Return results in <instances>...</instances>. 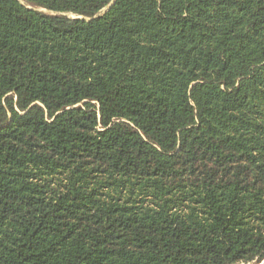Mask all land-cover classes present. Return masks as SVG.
<instances>
[{
	"label": "trees",
	"instance_id": "16d2710c",
	"mask_svg": "<svg viewBox=\"0 0 264 264\" xmlns=\"http://www.w3.org/2000/svg\"><path fill=\"white\" fill-rule=\"evenodd\" d=\"M111 1L0 0V264H264V0Z\"/></svg>",
	"mask_w": 264,
	"mask_h": 264
},
{
	"label": "water",
	"instance_id": "95a60500",
	"mask_svg": "<svg viewBox=\"0 0 264 264\" xmlns=\"http://www.w3.org/2000/svg\"><path fill=\"white\" fill-rule=\"evenodd\" d=\"M114 3H115V0H112L111 3H110L108 6H106L105 8H103V9L101 10V13H104V12L108 11V10L113 6ZM101 13H99V14H101ZM96 16H97V15H95V16H93V17H96ZM261 264H263V262H262Z\"/></svg>",
	"mask_w": 264,
	"mask_h": 264
}]
</instances>
